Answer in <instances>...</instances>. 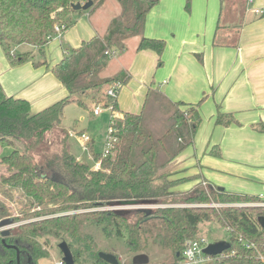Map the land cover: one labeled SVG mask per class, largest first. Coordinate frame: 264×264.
Wrapping results in <instances>:
<instances>
[{
	"label": "trees",
	"instance_id": "trees-1",
	"mask_svg": "<svg viewBox=\"0 0 264 264\" xmlns=\"http://www.w3.org/2000/svg\"><path fill=\"white\" fill-rule=\"evenodd\" d=\"M88 1H92L88 10H93L104 0H0V48L10 65L18 66L31 57L29 52L15 53L14 48L27 45L42 51L55 25L68 26L69 16L74 12L72 6ZM116 2L119 14L105 34L71 50L53 67L54 77L68 93L66 97L32 114L27 100L6 96L0 85V145L11 148L19 145L29 161L31 154H37L49 180L77 199L75 203L59 199L51 204V201L33 202V206H43L42 210L25 217L45 219L22 224L8 235L0 232V264H40L39 260L48 259L47 251L41 249L38 241L45 237L66 242L75 264H107L98 256L101 251L94 249L98 245L93 237L84 232L86 227H99L107 240L121 239L135 256L147 249L149 236L156 232L154 242L171 252L164 264H177L184 243L202 237L197 235L198 226L212 221L227 231L230 245L223 257L211 256L216 264H264V231L257 222L264 217V205H260L263 201L208 186L206 189L202 183L187 191L177 190L188 179L176 178L174 161L192 144L201 120L198 104L173 102L158 89H149L139 114L123 113L106 89L104 103L120 116L111 122L116 143L106 157L95 155L100 163L98 169L79 161L70 152L69 134L60 127L65 107L72 103L85 106L78 97L109 85L122 86L129 79L125 72L102 76L114 52L125 50V42L134 37H139L137 51L151 50L161 57L165 48L163 40L144 36L146 16L159 0ZM216 122L226 124L221 117ZM50 134H53L51 141ZM55 173L61 175L62 181L52 179ZM131 200H147L153 206L209 201L254 205L155 208L150 215L138 209L126 215L109 210L89 211L105 208L111 201ZM76 210L81 212L68 213ZM102 251L118 257L112 251Z\"/></svg>",
	"mask_w": 264,
	"mask_h": 264
},
{
	"label": "crops",
	"instance_id": "crops-1",
	"mask_svg": "<svg viewBox=\"0 0 264 264\" xmlns=\"http://www.w3.org/2000/svg\"><path fill=\"white\" fill-rule=\"evenodd\" d=\"M248 1L189 0L187 5V0H159L146 16L144 36L165 42L161 57L151 50L137 51L139 37H134L112 59L116 70L106 74L108 62L102 76L129 75L116 97L123 113L139 114L149 89L173 102L198 104L201 120L192 144L174 161L176 178L188 179L178 191L202 183L264 203V15L254 13L264 9V0ZM119 10L117 2L104 0L93 10L71 13L59 38L42 51L33 47L42 58L45 50L49 62L42 65L29 59L11 66L0 48L5 95L27 100L32 114L66 97L53 67L71 50L101 38ZM31 48L23 49L30 58ZM218 117L226 124H218Z\"/></svg>",
	"mask_w": 264,
	"mask_h": 264
},
{
	"label": "rangeland",
	"instance_id": "rangeland-1",
	"mask_svg": "<svg viewBox=\"0 0 264 264\" xmlns=\"http://www.w3.org/2000/svg\"><path fill=\"white\" fill-rule=\"evenodd\" d=\"M112 3H116L115 0H109ZM107 12H111L110 6H105ZM52 37L48 42L54 40ZM134 38H132L133 40ZM132 40H128L126 47L132 45ZM28 49V46H20V49L16 51L23 53ZM31 48L32 59L35 63H48V58L45 54H39L40 52ZM115 55L112 59L123 53V51H115ZM112 59L109 61L110 65L105 70L106 74L116 70V63ZM102 72L103 75H105ZM109 87H103L102 90H93L87 94L78 97L81 101L85 102V106L77 104H69L65 107L60 127L66 130L69 134L67 143L70 152L81 162H85L91 168H95L98 161H96L95 155L102 154L104 147L109 138V126L111 125L112 119H118L120 116L118 113L111 111L109 108L103 106L104 99L103 93ZM102 105V106H99ZM100 113L97 115L93 114V109L98 107ZM50 134L49 141L52 140ZM57 135V134H56ZM82 135L87 138L86 140ZM92 146L90 147V145ZM25 152L15 145L13 148L0 145V232L10 233L16 227L22 224L36 222L45 219L42 216L36 217H25V215L32 214L34 211L42 210L43 206H33V202L41 200L44 203L54 199L62 200L66 203H75L76 197L72 195L65 188L60 185L54 184L49 179V174L45 171L42 159L37 154H31L32 160L29 161L25 157ZM36 165V166H35ZM35 166V167H34ZM52 179L62 181V177L59 173L52 175ZM252 206V203H215L209 201V203L202 204H176V205H155V208H166V207H231V206ZM51 206V205H50ZM36 207V208H34ZM130 211L135 210V207H129ZM103 208L92 209L89 211H101ZM81 211H70L68 213L76 214ZM86 234H90L93 237L97 248L95 250L102 251V249L112 251L118 257L119 264H129L132 262L135 253L130 251L123 241L118 238H111L107 240L104 238L103 232L99 227H86L84 228ZM206 238L208 243L227 242V231L220 227L216 221L204 222L198 226L197 235ZM156 232L149 236V245L146 250L142 252L143 255L148 257V264H164L171 257V252L164 251L162 248L157 246L154 242ZM39 245L42 250L47 251L48 259L39 260L40 264H56L60 259V253L58 245L62 241L53 238L45 237L39 239Z\"/></svg>",
	"mask_w": 264,
	"mask_h": 264
},
{
	"label": "water",
	"instance_id": "water-1",
	"mask_svg": "<svg viewBox=\"0 0 264 264\" xmlns=\"http://www.w3.org/2000/svg\"><path fill=\"white\" fill-rule=\"evenodd\" d=\"M92 6V1H88L84 5L75 4L72 6V10L74 11H86ZM153 203L147 200H131V201H111L108 202L106 207L103 210L113 211L115 214L118 215H126L130 212L128 209L129 207H135L145 213L146 215H150L152 212ZM260 228L264 231V217H259L257 220ZM6 234V233H4ZM230 247L228 242H217L211 243L206 248H204L203 252L207 256H216L220 255ZM58 248L62 254L61 261L64 264H75L71 251L66 242H61L58 245ZM99 258H101L107 264H119L118 259L109 253H98ZM133 264H147L148 257L146 255L140 254L136 255L132 259Z\"/></svg>",
	"mask_w": 264,
	"mask_h": 264
},
{
	"label": "built area",
	"instance_id": "built-area-1",
	"mask_svg": "<svg viewBox=\"0 0 264 264\" xmlns=\"http://www.w3.org/2000/svg\"><path fill=\"white\" fill-rule=\"evenodd\" d=\"M251 3V0L248 1ZM254 13L258 16H263L264 15V9H254ZM68 28L67 25L65 24H60V25H55L53 28V32L47 36V40L49 41L52 37H57L59 38L64 31ZM120 88V85L115 84L112 85L110 88L107 89L106 93L108 96L112 98L117 97V92L118 89ZM102 106V105H99ZM98 107H95L93 109V114L97 115L100 113V109ZM105 106V105H103ZM112 111V107L110 105L106 106ZM116 119H112V122L115 121ZM82 137L86 140L83 135ZM116 137L114 136V129L110 125L109 126V138L108 141L105 144L104 151L102 153L103 157H106L111 149L113 148L114 144L116 143ZM100 166V163L98 162L95 166V169H98ZM204 186H207L204 184ZM260 205H264V203H260ZM239 241H242L241 238H239ZM209 245L208 240L204 237H197L191 240H187L184 243L182 253H181V260L178 261L177 264H216L214 260L211 258V256H207L204 254L203 250ZM247 248L250 247V245H246ZM220 257H223V254H220ZM56 264H64L61 259L56 263Z\"/></svg>",
	"mask_w": 264,
	"mask_h": 264
},
{
	"label": "flooded vegetation",
	"instance_id": "flooded-vegetation-1",
	"mask_svg": "<svg viewBox=\"0 0 264 264\" xmlns=\"http://www.w3.org/2000/svg\"><path fill=\"white\" fill-rule=\"evenodd\" d=\"M9 233H6V234H4V235H8Z\"/></svg>",
	"mask_w": 264,
	"mask_h": 264
}]
</instances>
